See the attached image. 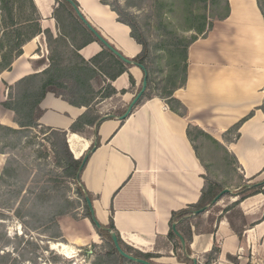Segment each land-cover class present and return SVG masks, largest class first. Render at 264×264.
<instances>
[{
	"label": "crops",
	"instance_id": "0c3cea01",
	"mask_svg": "<svg viewBox=\"0 0 264 264\" xmlns=\"http://www.w3.org/2000/svg\"><path fill=\"white\" fill-rule=\"evenodd\" d=\"M76 1L91 25L123 55L133 60L141 54L142 46L131 37L130 27L118 21L117 13L105 4V0ZM33 2L40 19L30 21L26 26L34 27L38 23L40 31L23 43V54L15 57L11 71L5 69L0 73V126L14 129H18L14 113L3 107L1 102L9 99L11 88L17 82L46 68L45 65L34 67L32 62L49 57L53 46L48 37L57 39L61 36L60 25L54 17L58 0ZM228 2L229 14L212 21L211 28L208 18L206 29L189 48L187 83L185 87L176 89L173 95L185 106L184 116L172 111L167 99L155 97L136 106L125 120H121L123 115L110 119V115L103 116L99 128H93L97 130L95 135L86 138L70 131L73 123L86 112L85 107L73 106L53 93H48L40 104L43 111L40 125L67 131V142L76 159L84 158L92 145L95 146L81 173V181L92 196L96 217L102 227L106 229L113 220L126 245L143 253L160 254L161 257L153 259L157 263L185 264L177 260L168 240L173 225L177 224L178 229L180 222L172 225L171 220L174 212L197 204L205 186V168L201 162L204 159L188 137L190 126L202 129L226 148L246 183L258 181L253 185L246 184L247 188L264 184V111L261 109L264 105V16L258 0ZM97 7L116 14L115 22L128 29L124 38L131 43L130 46H125L112 31L101 25L92 12ZM4 32L0 33L3 44L0 46V61L5 53L16 54V50L5 44L8 35ZM101 44L99 41L89 43L80 55L87 61L93 59L103 51ZM128 65V72L113 82L119 92L127 90L121 95L123 107H129L145 77L141 68ZM131 76L135 87L128 91ZM251 114L239 129V139H225L231 135L227 133L235 125ZM236 196L242 195L238 193ZM263 207L264 194L246 197L240 203L241 211L252 210L244 214L250 223L260 222L248 230L264 227V215H260ZM208 215L205 213L204 219ZM62 218L58 220L61 233L70 241L63 225L70 229L78 221L69 217L68 222L66 216L63 218L68 223L66 225ZM226 223H229L227 219L218 221L214 226L215 232L210 235L195 233L190 248L203 247L206 256L215 243H219V232L224 237L228 235L231 227ZM83 225L89 228V236L71 235L87 243L95 231L89 219H83ZM192 230L195 231L194 226ZM235 237L233 248L241 249L238 237L233 234L232 239ZM223 252L221 247L220 258L234 255L231 251Z\"/></svg>",
	"mask_w": 264,
	"mask_h": 264
},
{
	"label": "rangeland",
	"instance_id": "374dc122",
	"mask_svg": "<svg viewBox=\"0 0 264 264\" xmlns=\"http://www.w3.org/2000/svg\"><path fill=\"white\" fill-rule=\"evenodd\" d=\"M105 2L136 18L139 29L144 32L150 43L151 57L154 60L152 65L153 80L158 85L156 88L160 89L157 90L160 94L162 93L161 87L164 85L161 82L168 74L169 68L158 45L160 46L165 41L173 42L174 38L184 41L193 37L198 38L201 34L197 33L196 25L192 23L197 22L203 16L209 18L212 23L224 14L223 9H215L210 2L205 3L203 1L191 4L192 13L185 11L184 0H105ZM22 9L27 16H35L28 0L24 1V8ZM69 19L72 22L73 18L70 17ZM2 30L4 27L0 24V33ZM77 30L79 31L78 28L76 29L68 22V32L78 33ZM49 39L55 48L53 36L48 37ZM82 41V37L78 39V43ZM58 50L59 52L66 51L64 46H60ZM67 53L65 61L76 59L71 54L72 49ZM120 82L117 83L118 86ZM95 86L98 88V85ZM59 91L68 92L64 87H59ZM93 98L92 112L102 116H107L113 111L125 110L128 107V105L123 107L124 102L121 96L102 100L101 97L93 94ZM42 130L44 129L27 131L22 134L23 137L20 134H8V132L1 134L0 264H99L103 261L102 257L109 261L106 254L114 246L113 241L106 232H103L102 235L98 234L93 220L87 217L89 213L80 194L79 183L66 175L65 167L59 164L56 152L51 143L45 139V130ZM230 136L229 138H234L235 133ZM196 144L204 159L203 161H205L203 163L207 164L208 169L204 170V174L208 176V180L213 183H220L225 189L232 191L231 196H224L217 204L211 205V203V206H208L209 215L206 212V216L218 218L221 215L218 210H227L235 201H239L252 193V191L242 190L243 188L249 189L245 186L246 184L253 185L257 184L258 181L250 183L247 181L246 183L227 151L208 137L198 136ZM238 193L242 196L237 197ZM238 208L234 210H243ZM251 211L242 212L245 214ZM239 214L235 213L234 215V212H229L226 213V216L233 218L235 225L245 230L244 235L248 238L247 249L233 248V245L236 244V237L232 239L235 232L231 231V228L225 237L222 232H219V243L216 242L215 245L218 244L219 247L224 248L223 253L225 254L231 251L238 258L241 257L242 264H264V227H260L258 230H248L253 225L243 224V218ZM260 215H264V207ZM66 216L68 222L69 217L78 221V223L70 226V229L63 225L70 241L62 237L61 227L58 223L59 218ZM85 218L91 221V228L96 232L93 233L92 239H89L87 243L82 238L72 237L75 235L85 238L90 235L89 228L83 225ZM63 222L66 221L63 220ZM216 224L217 222H215ZM226 225L230 227V223H226ZM60 235L61 237H58ZM53 242H62L72 246L74 248L72 258H67L52 250L51 243ZM190 250H192L191 257L204 264L206 259L203 247L198 246V249ZM184 252L186 254V251ZM245 252H249V258L243 257ZM216 262L217 264H233L227 259V256ZM156 264L163 263L156 261Z\"/></svg>",
	"mask_w": 264,
	"mask_h": 264
},
{
	"label": "trees",
	"instance_id": "16d2710c",
	"mask_svg": "<svg viewBox=\"0 0 264 264\" xmlns=\"http://www.w3.org/2000/svg\"><path fill=\"white\" fill-rule=\"evenodd\" d=\"M25 0H0V24L3 25L8 39L6 45H9L12 50H16V54L5 53L1 56L0 61V73L5 71V69L11 71L12 63L15 57H19L23 54L21 46L25 41L31 39L38 31H40V25L38 23L34 24V27L26 26L30 21H35L40 19L37 8L33 0H28L33 10L34 17L27 16L23 12ZM78 7L79 3L76 0H72ZM203 1L205 3L210 2V4L215 8L224 10V17H226L230 12V6L228 0H184V7L187 13H192L191 4L195 2ZM59 6L55 9V19L60 25L61 36L54 39L55 48L52 47L49 57L42 58L36 62H32L33 66H43L46 68L42 72L36 73L30 76H27L17 82L9 95V99L1 102V105L7 110L14 113V122L18 125V129H14L5 125L0 126V139L3 132H8V134H24L27 131H33L37 129L45 130V139H47L52 148L55 150L56 158L59 164H62L65 167L66 175L79 183L80 185V194L86 203L89 215L88 218H91V211L87 205V196L92 200L90 192L86 191L83 187L81 176L78 178V171L81 167L83 157L76 159L69 148L67 142V131L57 130L49 127H42L39 123L41 116L43 114L40 104L48 93H53L57 97L64 99L69 102L71 105L76 107H85L86 112L80 116L71 126L70 131L86 138H91L97 132L93 130L99 128L101 124L102 115L92 112V103L94 101L93 94L101 97L102 100L114 99L120 97L127 93V90L119 92L114 86L113 82L121 76L122 74L128 72L130 65L124 63L119 58H117L109 49H107L103 44V51L95 56L93 59L87 61L81 55L80 51L89 43L98 41L95 35L84 25L80 20L73 6L65 1L58 0ZM105 4L109 5L111 9L117 13L118 21L129 26L131 29V37L142 46V52L132 61L142 65L144 69L148 72V88L144 93L143 97L138 102L137 106L142 105L145 101L153 99L155 97L167 99V103L170 106V109L182 116L186 113V108L183 104L173 97L176 89L185 87L187 83V71H188V51L190 46L198 40L197 37H193L188 41L183 39H176L172 42H164L158 45L160 51L163 52L164 58L166 59L168 66V74L165 79L161 82L164 85L161 87L162 93L160 94L156 88L158 86L153 80V68L154 63L150 48L149 40L143 31L139 29V24L134 16H131L128 12L120 10L118 7L111 5L107 2ZM259 8L264 16V0H258ZM20 10V12H19ZM67 18L65 19V16ZM20 16H22L20 18ZM70 17H72V22H70ZM20 18V19H19ZM33 18V19H31ZM207 17H200L197 22L192 23L196 25V31L199 34H202L207 27ZM68 22L70 25H73L78 28L77 32H68ZM191 24V22H189ZM189 25V24H188ZM190 26V25H189ZM212 27V23L209 25ZM24 36V38H22ZM83 38V41L78 43V39ZM17 40V41H16ZM0 46L3 44L0 42ZM64 46L65 52H59L58 48ZM72 49L73 57L76 59L73 61H65L67 51ZM180 79V82H178ZM160 84V83H159ZM98 85V88L95 86ZM59 87H64L68 92L59 91ZM135 87V80L131 76V88L128 91L133 90ZM141 90V89H140ZM158 92V93H157ZM68 93V94H67ZM121 107V106H120ZM122 108V107H121ZM120 108V109H121ZM264 111V105L261 107ZM127 109L113 111L110 113L109 118L112 117H121L125 114ZM250 116L241 120L237 125H235L227 134L235 133L234 138L225 137L231 141L237 140L240 137L239 129L241 125L247 121ZM42 130V131H44ZM93 135V136H92ZM198 136H206L209 139L213 140L217 145L226 150V148L214 139L211 135L204 132L202 129L190 126L188 129V137L192 142L195 150L198 153V147L196 144V139ZM23 137V135H22ZM100 145V140H98V146ZM95 148L94 145L90 148L92 151ZM227 151V150H226ZM226 153V152H225ZM228 154V153H227ZM64 159H62V158ZM201 160V159H200ZM203 163L204 161L201 160ZM237 165V163L235 162ZM205 170L208 169L207 164L203 163ZM208 176H205V186L202 191V196L200 201L195 204L188 206L186 209L180 210L173 213L171 224L173 225L176 221L179 222L178 230L181 235L185 238L187 244L186 254L184 252L180 238L175 234L174 230L171 229L168 240L172 245L173 251L177 256V260L180 263L185 264H199L191 258V248L190 243L193 239V235L196 234H213L215 232V222L227 219L230 223L231 229L235 232L240 243L239 247L247 249V240L244 235V229L238 228L233 222V218L226 216V213L234 212L240 213L243 224H249L255 226L260 222L250 223L249 218L244 215L241 210H234L239 207L240 203L244 200L243 198L264 194V184L254 185L249 189L243 188L244 191H252L247 196H244L239 201L231 205L227 210H218L222 214L218 218H212L208 216L204 219V215L209 209L198 215H193L196 211L204 209L209 206L214 199L225 189L220 183H213L209 181ZM244 195V194H243ZM231 196L226 194L225 197ZM239 209V208H238ZM69 213V212H68ZM239 214V215H240ZM235 218V217H234ZM192 226L195 227V231L192 230ZM104 228V226H103ZM110 229L112 232L116 233L119 238V243L122 248L128 253L136 258L144 259L156 264L153 259L161 257L160 254L152 253H143L138 251L128 245H126L119 233L117 232L113 220L109 226L105 227ZM98 234L102 235L103 232H106L108 236L111 234L105 229H98ZM58 237H61L58 236ZM63 237V236H62ZM113 241V240H112ZM113 246V245H112ZM169 254V252H168ZM167 254V255H168ZM221 255V248L216 244L213 249L205 256L206 261L204 264H217ZM106 257L109 258V261L104 260L99 262V264H136L133 263L124 257H122L115 247L113 246L109 252H107ZM245 258H249V252H245ZM227 259L233 264H242L241 259L237 256L228 254Z\"/></svg>",
	"mask_w": 264,
	"mask_h": 264
},
{
	"label": "water",
	"instance_id": "95a60500",
	"mask_svg": "<svg viewBox=\"0 0 264 264\" xmlns=\"http://www.w3.org/2000/svg\"><path fill=\"white\" fill-rule=\"evenodd\" d=\"M67 2H69L74 10L76 11V14L78 15V17L80 18V20L84 23V25L95 35V37L98 39L99 42H101L107 49H109L117 58H119L121 61H123L126 64H133L135 66H138L139 68H141L145 74L143 83H142V87L141 90L139 91V93L135 96V98L133 99V101L130 103L126 113L121 117V120H125L126 118H128L134 108L137 106L138 102L140 101V99L143 97L144 93L147 91L148 88V72L144 69V67L142 65H139L138 63L132 61L131 59L127 58L125 55H123L117 48H115L103 35H101L92 25L91 23L85 18V16L83 15V13L81 12L80 8L72 1V0H65ZM91 151L87 152L86 155L83 158L81 167L79 168L78 171V178L81 176V173L83 172V169L85 167V165L87 164V161L90 157ZM232 193V191L230 189H225L223 190L212 202L211 205H215L217 204L226 194ZM87 203L88 206L90 208L91 211V218L93 220V223L95 224V226L98 229H104L102 227V225L100 224V222L98 221L97 217H96V212L94 210V206H93V202L92 200L87 196ZM210 205V206H211ZM209 206V207H210ZM208 206L205 207L204 209H201L199 211H196L194 213V215H198V214H202L205 211H207V209L209 208ZM105 230H107L112 237L113 240V244L117 250V252L124 258H126L127 260L134 262L136 264H152L149 261H146L144 259H139L136 258L135 256L128 254L121 246V244L119 243V238L117 236L116 233L112 232L110 229L106 228ZM173 230L175 232V234L180 238L182 246L184 251H186L187 248V244H186V240L185 238L181 235V233L179 232V230L177 229V224L173 225Z\"/></svg>",
	"mask_w": 264,
	"mask_h": 264
},
{
	"label": "bare ground",
	"instance_id": "6f19581e",
	"mask_svg": "<svg viewBox=\"0 0 264 264\" xmlns=\"http://www.w3.org/2000/svg\"><path fill=\"white\" fill-rule=\"evenodd\" d=\"M108 8V7H106ZM98 11V12H97ZM93 14L98 17L99 22L101 25H104V28H107L108 30L112 31L115 36L122 42L125 46H130L131 43L128 41L127 38H124V34H126L127 27H124L122 24H117L115 22L116 14L114 12H111L110 10H106L103 7H97L96 9L92 10ZM104 15L105 17H102L101 15ZM109 31V32H110ZM130 49V48H129ZM130 51V50H129ZM131 54V52H130ZM51 248L54 251H57L61 255L72 258L74 253V248L66 243L62 242H53L51 243Z\"/></svg>",
	"mask_w": 264,
	"mask_h": 264
}]
</instances>
